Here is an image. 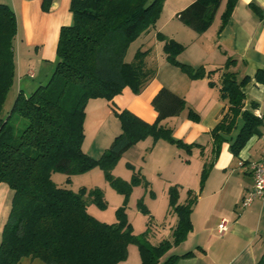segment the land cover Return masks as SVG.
I'll return each instance as SVG.
<instances>
[{
  "label": "trees",
  "instance_id": "16d2710c",
  "mask_svg": "<svg viewBox=\"0 0 264 264\" xmlns=\"http://www.w3.org/2000/svg\"><path fill=\"white\" fill-rule=\"evenodd\" d=\"M51 0H42L43 12L49 10ZM165 0H70L71 23L59 29L53 71L48 81L25 96L19 91L10 109L3 113L6 97L15 78L14 40L17 20L14 12L0 3V184L11 192L7 218L0 234V264H18L23 258L37 259L43 264H119L127 258V247L134 245L140 264H159L173 248L183 243L192 231L190 215L197 202L221 145L227 143L233 158L254 136L260 135L264 116H255V102L245 108L243 88L247 76L239 77L233 71L237 61L227 57L220 69L206 71L177 61L184 47L161 33L155 38L162 43L165 61L181 70L192 80L207 78L210 87H217L219 99L228 109L210 131L211 158L204 162L199 189L186 192L180 204L179 187L167 190L168 212L176 217L170 240L152 246L147 242L146 230L134 235L127 220L126 208L134 187L148 189L149 183L130 164L129 181L112 175L123 154L137 143L151 138L153 143L163 140L187 155L198 144H185L173 138L172 130L161 123L187 111V119L197 123L198 115L185 101L166 89L153 97L151 105L157 113L148 124L127 110L112 107L120 125V133L99 158L82 151L85 108L90 100L112 102L124 89L139 94L154 78L155 65H148L150 50L138 48L130 62L127 51L143 33L154 28ZM222 0H195L176 14V19L194 33L203 34L213 23ZM237 0H226L220 16L219 31L229 21ZM251 10L261 17L259 8ZM218 75V84L212 76ZM264 87V67L253 77ZM236 134L233 135V132ZM103 173L105 181L116 194L122 196V205L115 210V222L101 223L90 216L87 207L92 204L104 210L103 192L94 188H80L73 192L58 187L51 177L55 173L70 177L93 169ZM152 197L153 193L150 191ZM137 210L151 216L142 200ZM194 252L168 256L161 264H176L179 259L191 258ZM255 264H264V254Z\"/></svg>",
  "mask_w": 264,
  "mask_h": 264
},
{
  "label": "crops",
  "instance_id": "0c3cea01",
  "mask_svg": "<svg viewBox=\"0 0 264 264\" xmlns=\"http://www.w3.org/2000/svg\"><path fill=\"white\" fill-rule=\"evenodd\" d=\"M193 1L195 0H165L154 28L143 33L130 45L125 57L127 62L132 60L135 51L140 48L150 50L146 62L156 66L154 78L139 94L134 95L129 89H124L112 102L90 100L85 108L82 151L92 158H98L120 130L119 122L113 116V106L127 110L140 120L152 124L157 113L151 101L159 90L166 89L183 99L199 117L197 123L192 122L187 119V111H183L177 117L165 119L161 125L172 130L173 138L185 144L200 145L202 154L200 149L194 148L187 155L163 140L153 143L151 138H147L125 152L112 171L114 173L122 168L124 171H119L122 180L129 181L132 172L126 168V164H130L149 181L151 188L153 184L158 185V199L154 196L151 200L148 196L147 201L150 214L157 217L156 220L152 215L155 226L148 230L147 235V242L152 246L162 240H170L176 225V217L168 212V188L173 185L179 187L180 204L184 203L188 190L198 192L202 166L211 158L210 131L228 109L227 103L219 99L218 88L208 85L209 79L192 80L179 68L165 61L163 44L156 40V33H161L184 47V51L177 57L180 63L193 67L202 66L210 71L221 69L227 57L235 59L237 65L232 70L239 77L249 78L243 88L245 108H249L250 102H255L258 107L252 113L264 116V87L253 79L255 72L264 67V0H237L228 23L219 31L220 16L226 4V0H222L213 23L200 35L176 19V14ZM0 3L10 7L17 20V35L13 42L19 50L16 68L21 71V75L28 74L33 62H37L35 64L44 66L47 76L40 84L46 83L53 71L59 29L71 23L70 0H51L47 12L41 9L42 0H0ZM251 4L259 8L261 17L253 13ZM134 45L136 47L133 49ZM29 76L32 77L33 73ZM211 79L218 84L217 74ZM33 90L31 88L27 92L30 94ZM88 122L91 126H87ZM89 127L97 141L95 146L91 143L90 149L86 150ZM235 134L236 131L233 132ZM263 145L264 124L260 135L247 142L238 158H233L227 143L221 145L219 155L192 209V231L159 264L168 256H181L188 252H194V256L179 259L176 264H255L264 254V202L254 199L249 206L240 207L242 199L253 186L249 165L260 158ZM135 190L136 188L132 193ZM143 197L141 198L146 201L145 195ZM10 198L8 187L0 184V234L8 215ZM135 219V224L129 220L128 222L133 234L139 235L146 230L147 220L138 215H135ZM222 223L225 224V231L219 232L218 226ZM18 264L36 262L23 258ZM119 264H140L137 247L129 245L126 260Z\"/></svg>",
  "mask_w": 264,
  "mask_h": 264
},
{
  "label": "rangeland",
  "instance_id": "374dc122",
  "mask_svg": "<svg viewBox=\"0 0 264 264\" xmlns=\"http://www.w3.org/2000/svg\"><path fill=\"white\" fill-rule=\"evenodd\" d=\"M13 46H14V52H15L14 62L15 63L17 62V64H18V62H19V50H18V47H16L17 46L16 44ZM135 47H136V45H134L132 48L134 49ZM25 52H22V53L25 54ZM33 63H34V65L31 66L32 68H30L27 71L28 74L21 75V71L18 68H16L13 86L11 87V89H10V91L6 97V100H5V103L3 106V113H6L10 109V107L12 106L14 99L16 98L19 91H22V93H24L25 95H29V92H27L28 89L34 88V90H35L36 87L38 85H40V83H43V79H45L47 77V76H45L44 66H40V65L35 64L37 62H33ZM32 73H33V76L30 77L29 75ZM87 126H91L89 124V122L87 123ZM90 129L91 128L89 127V132L87 134V141L85 143V149L86 150L90 149L89 145L91 143H94V146H95L96 141H97V137L96 138L94 137L95 135L93 134V131L90 132ZM119 133H120V130L117 133V135H119ZM117 135H115V137ZM115 137H113V139ZM113 139H112V141H113ZM110 144H111V142H110ZM110 144H108L107 148L110 146ZM92 149H95V147ZM120 170L124 171L122 168ZM120 170L119 169L115 170L114 173L112 172V175L114 177L120 178L122 180L121 175H120V172H121ZM136 172H138V171H136ZM70 178H71L70 184L66 185L65 184V179H66L65 175H63L61 173H55L51 177L53 183L56 184L58 187H66L67 189H70L71 191H74V192L78 191L80 188H85L86 190H91L94 188L100 189L104 194V200L107 204L106 208L104 210H100L95 205L90 204L87 207V212L90 216H92L94 219H96L97 221H100V222H104V223H110L111 222L112 223L115 221V210L122 205L123 198H122V196L116 194L115 191L111 189L109 184L105 181V179L103 177V173L99 169L96 168V169H93L92 171H90L88 173L76 175V176H73ZM145 180H146V178H145ZM146 181L149 183L148 180H146ZM135 188H136V190L133 193L131 192V197H129L130 198L129 199L130 204H129V200H128V204H127V208H126L127 220H129L130 222H133L135 224V222H136L135 215L145 217V219L147 220L145 222L148 224V230H151L155 226L154 225L155 224L154 219L157 220V217L152 214L154 216V219H153L152 215L149 212L150 206L147 204V201L149 200L148 196L151 197L149 195L150 191L153 193L151 200L154 198V196L158 199V197H157V194L159 193L158 185L153 184V187L151 188L150 183H149L148 189H145L142 186H138V187H134L133 190ZM143 195H145L146 201L141 198V197H143ZM140 199L142 200L144 206L146 207V209L149 212V215L151 216L150 222H149V219L147 216L142 215L137 210V202ZM156 204L159 205V202L156 201ZM127 210H128V212H127ZM155 214L159 215V212H156ZM34 262H36V264H42L37 259H34Z\"/></svg>",
  "mask_w": 264,
  "mask_h": 264
},
{
  "label": "built area",
  "instance_id": "2783aa9c",
  "mask_svg": "<svg viewBox=\"0 0 264 264\" xmlns=\"http://www.w3.org/2000/svg\"><path fill=\"white\" fill-rule=\"evenodd\" d=\"M249 170L252 175L253 186L242 199L240 203L241 208L249 206L254 199L264 202V145L260 154V158L257 161L250 163ZM218 231H225L224 223L218 226Z\"/></svg>",
  "mask_w": 264,
  "mask_h": 264
}]
</instances>
